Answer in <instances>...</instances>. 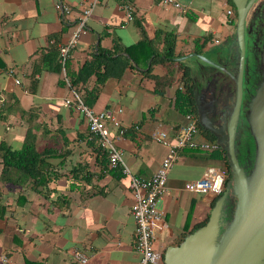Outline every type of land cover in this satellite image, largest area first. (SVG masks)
<instances>
[{
    "label": "crops",
    "instance_id": "0c3cea01",
    "mask_svg": "<svg viewBox=\"0 0 264 264\" xmlns=\"http://www.w3.org/2000/svg\"><path fill=\"white\" fill-rule=\"evenodd\" d=\"M125 1L131 5L130 20L121 6ZM177 1L188 8L181 11L159 0H98L86 18V31L69 51L66 75L74 77L99 48L111 49L115 42L128 46L145 37L160 51L163 33L171 32L174 59L190 67L197 122L206 130L200 122L203 111L216 126L227 124L239 57L234 7L227 0ZM90 2L0 0V144L20 149L29 133L43 159L39 170L43 182L36 183L14 168L2 177L0 157V264H74V250L87 256L84 264L138 262L128 177L119 168L108 167L84 115L64 105L70 88L60 72L58 52L53 53L67 41ZM65 6L68 14L61 12ZM196 39H206L199 52ZM147 69L149 65L126 67L119 77L108 76L90 105L94 111L115 112L124 132L119 134L107 123L109 135L123 150L130 171L140 178L150 177L167 151L165 144L151 138L152 130L158 126L173 140L174 129L186 123L173 106L181 86L178 73L159 94ZM166 71L155 62L149 74L163 76ZM96 79L91 74L79 89L83 93L91 89ZM195 139L209 140L200 129ZM208 168L223 170L222 161L201 151H179L167 176L168 194L158 202L163 216L155 226L153 246L162 254L157 264H164L168 246L178 245L207 221L219 195L184 185ZM231 203V197L223 203L222 228L230 220L226 216Z\"/></svg>",
    "mask_w": 264,
    "mask_h": 264
},
{
    "label": "water",
    "instance_id": "95a60500",
    "mask_svg": "<svg viewBox=\"0 0 264 264\" xmlns=\"http://www.w3.org/2000/svg\"><path fill=\"white\" fill-rule=\"evenodd\" d=\"M238 46L236 101L227 124L216 126L209 113L201 111L200 122L211 131L227 155L231 179L210 209L207 221L186 235L178 245L163 253L164 264H264V62L263 77L248 104V124L254 142L252 168L248 175L239 164L234 142L235 124L242 94L245 68V24L254 0H231ZM264 57V55H263ZM229 194L235 197L230 220L223 226V203Z\"/></svg>",
    "mask_w": 264,
    "mask_h": 264
},
{
    "label": "built area",
    "instance_id": "2783aa9c",
    "mask_svg": "<svg viewBox=\"0 0 264 264\" xmlns=\"http://www.w3.org/2000/svg\"><path fill=\"white\" fill-rule=\"evenodd\" d=\"M162 5L172 6L181 11H185L188 6L177 0H159ZM98 0H91L89 8L84 10L83 15L79 17L75 28L70 32L67 41L58 46L57 62L60 72L66 85L70 88V95L65 97L64 105L71 106L79 110L85 118L89 134L96 139L98 145L105 151L108 159V167L110 169L119 168L121 173L128 177L129 188L132 193L133 202L130 213L134 221V248L139 258L137 264H157L162 259V254L153 246L155 239V226L163 216L162 211L158 207V202L163 195L168 194L166 180L168 173L176 162L178 153L183 148H194L203 151H211L220 147L216 140L195 139L199 133L197 120L195 115L186 114V123L179 125L173 131L174 138L169 140L167 132L156 126L151 132V138L165 144L167 151L162 158L156 171L148 178H140L130 171L123 158V150L118 147L113 138L109 135L107 123H111L119 130V134H123L124 128L121 126L112 110L94 111L90 106L83 102L78 91L71 85L70 78L65 73V65L69 55V51L75 46L79 36L86 31L85 21ZM126 12L127 19H132L131 5L125 1L121 4ZM62 14L69 13V7H62ZM231 10H227V14H231ZM18 83V80H15ZM118 108L116 112H120ZM225 174L223 170L217 171L208 168L203 176L190 180L185 183L187 190L208 192L213 195H219L224 189ZM6 257L2 256L1 260L6 261ZM74 264H84L87 256L80 250H74L72 254Z\"/></svg>",
    "mask_w": 264,
    "mask_h": 264
},
{
    "label": "trees",
    "instance_id": "16d2710c",
    "mask_svg": "<svg viewBox=\"0 0 264 264\" xmlns=\"http://www.w3.org/2000/svg\"><path fill=\"white\" fill-rule=\"evenodd\" d=\"M229 1L233 5V2L231 0ZM234 12H236L235 7H234ZM233 14L235 18L236 13ZM163 35H164L163 36L164 45L162 47V50L160 51H158L157 47L145 37L139 40L138 42L128 46H124L119 42H115L114 46L111 49H99V51L95 53L92 56V58L79 69V71L76 73L74 77H70L71 85L78 91L81 98L83 99V102L86 105L90 106L97 97L99 84H101L104 81V79L107 78L108 76L119 77L126 67H130V68L133 66L147 67L149 65V69H150V66L153 63L159 62L162 65H164L167 69L166 73L163 76L151 75L149 74V69L146 70V75L151 77L155 82L156 92L159 94L162 93L163 87L171 83L172 81L171 75L174 72H177L178 81L181 86L178 87L175 91L174 102H173L174 110L184 116L186 114L195 115L196 98H195L194 83L190 74V67L174 59L175 57L174 35L171 32L163 33ZM205 42L206 39L203 40L196 39L195 44L197 48H195V51L199 52L200 47L203 46ZM54 52L57 53V51ZM56 53H54V55ZM122 53L126 54L127 56H123ZM107 66L109 68H106ZM82 69L83 70L85 69L84 71L86 73ZM101 69L102 71H100ZM91 74L96 75L97 78L96 82L91 89L86 90L83 93L82 90L79 89V84L86 82L87 78ZM197 125L200 131H202V133L206 136L207 139L211 141L216 140V136L213 133L204 130L199 125L198 122ZM23 146H24L23 148L21 147L20 149L13 150L4 144H0V148H1L0 157L3 164L2 177L7 175L10 169L14 168L24 173L25 175L34 178L36 183L37 182L42 183L43 182L42 176L40 178V171H39L40 165L43 164L42 155L40 152L36 150L33 137L30 136L29 133H27V135L25 136V141L23 143ZM186 148L193 151L205 152L209 154L210 157L222 161L223 171L225 174L224 187L228 186L231 179V170L226 152L222 147H219L211 151H203L188 147ZM96 149L101 154L102 157H107L105 151L102 150V148L99 145L96 147ZM240 150H241L240 153L243 155L241 157L240 154L237 155L239 164L243 166V164L247 163L248 161H250L251 163L254 157L253 143H251L250 147H245ZM221 194H219V196Z\"/></svg>",
    "mask_w": 264,
    "mask_h": 264
},
{
    "label": "flooded vegetation",
    "instance_id": "af4514ba",
    "mask_svg": "<svg viewBox=\"0 0 264 264\" xmlns=\"http://www.w3.org/2000/svg\"><path fill=\"white\" fill-rule=\"evenodd\" d=\"M245 31H247L250 40L249 51L251 54L249 56L248 65L245 62V68L242 77L241 102L238 112V118L235 124L234 142L235 146H237L236 149L238 151V154L241 152L240 149H242L240 148V145L245 140L248 141L246 142L247 146L250 147L251 143H253L254 145L253 137L249 130L247 112L248 104L254 96L256 89L259 87L263 77L262 68L264 62V0H254L252 2L247 12ZM221 100H224V98L221 97ZM235 101L236 90L231 99L229 118L233 111ZM244 137L247 138L245 139ZM238 146L240 149H238ZM252 162L250 163V161H248L247 163H244L243 169L246 171L248 167H251Z\"/></svg>",
    "mask_w": 264,
    "mask_h": 264
},
{
    "label": "rangeland",
    "instance_id": "374dc122",
    "mask_svg": "<svg viewBox=\"0 0 264 264\" xmlns=\"http://www.w3.org/2000/svg\"><path fill=\"white\" fill-rule=\"evenodd\" d=\"M250 42V40H249V37H248V34H247V31H245V62L247 63V65H248V61H249V56H250V48H249V43ZM251 61V60H250ZM247 116H248V114H247ZM245 139L247 138V137H244ZM246 142H248L247 140H245L244 142H242L241 143V145H240V148H245V147H249V146H247V144H246ZM237 146H235V148H236ZM239 148V146H238V149H240ZM237 150V149H236ZM238 152V151H237ZM236 152V155H238V153ZM240 154V157L243 155V154H241V153H239ZM239 157V158H240ZM253 163V162H252ZM251 168H252V165H251V167H248L247 168V170L245 171L244 170V172H245V174L246 175H248L249 173H250V170H251ZM229 185H230V182H229ZM225 188H226V186L224 187V189L223 190H225ZM228 197H231V200H232V203H231V214H232V210L234 209V203H235V197L232 195V194H229V196ZM223 208V210H226V207H222ZM228 211V215L226 216V221H228L229 220V218L231 217V214H230V209H228L227 210ZM225 217V216H224Z\"/></svg>",
    "mask_w": 264,
    "mask_h": 264
},
{
    "label": "bare ground",
    "instance_id": "6f19581e",
    "mask_svg": "<svg viewBox=\"0 0 264 264\" xmlns=\"http://www.w3.org/2000/svg\"><path fill=\"white\" fill-rule=\"evenodd\" d=\"M229 0H227V2H228ZM229 3V2H228ZM263 7V6H262ZM121 9V8H120ZM187 13V12H186ZM234 13H236V12H234ZM232 16V15H231ZM229 17V16H228ZM233 17V16H232ZM229 19V18H228ZM51 39V38H50ZM230 42V41H229ZM99 46V45H98ZM231 46V45H230ZM229 46V47H230ZM100 49V48H99ZM229 50V49H228ZM110 51V50H109ZM58 52V51H57ZM102 52V51H101ZM53 53H56V52H53ZM116 53V52H115ZM229 53V52H228ZM56 55V54H55ZM110 56V55H109ZM54 57V56H53ZM56 57V56H55ZM54 57V58H55ZM95 57V56H94ZM118 57V56H117ZM96 58V57H95ZM114 58V57H113ZM110 60V59H109ZM103 62V61H102ZM117 62V61H116ZM235 62V61H234ZM112 63H113V60H112ZM101 64V63H100ZM103 64V63H102ZM110 64V63H109ZM108 65V64H107ZM58 66V65H57ZM114 66V65H113ZM106 68H109L108 66L106 67ZM111 68V67H110ZM83 70V69H82ZM85 70V69H84ZM83 70V71H84ZM87 70V69H86ZM85 72V71H84ZM86 73V72H85ZM85 75V74H84ZM80 76V75H79ZM83 78V77H82ZM74 80V79H73ZM231 83V82H230ZM259 84V83H258ZM258 86V85H257ZM10 147V146H9ZM24 146H22V148H23ZM1 149V148H0ZM187 149V148H186Z\"/></svg>",
    "mask_w": 264,
    "mask_h": 264
}]
</instances>
